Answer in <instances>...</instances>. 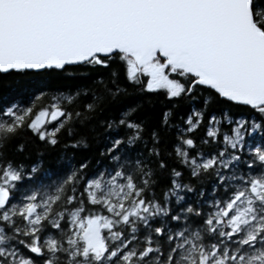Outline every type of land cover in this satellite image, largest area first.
<instances>
[{
	"label": "trees",
	"instance_id": "obj_1",
	"mask_svg": "<svg viewBox=\"0 0 264 264\" xmlns=\"http://www.w3.org/2000/svg\"><path fill=\"white\" fill-rule=\"evenodd\" d=\"M138 58L0 71V264H264V101L181 69L152 87Z\"/></svg>",
	"mask_w": 264,
	"mask_h": 264
},
{
	"label": "water",
	"instance_id": "obj_2",
	"mask_svg": "<svg viewBox=\"0 0 264 264\" xmlns=\"http://www.w3.org/2000/svg\"><path fill=\"white\" fill-rule=\"evenodd\" d=\"M250 2L0 0V71L79 64L122 48L139 57L160 50L175 64L187 55L207 75L199 82L224 96L262 102L264 33ZM5 199L0 191V204Z\"/></svg>",
	"mask_w": 264,
	"mask_h": 264
},
{
	"label": "rangeland",
	"instance_id": "obj_3",
	"mask_svg": "<svg viewBox=\"0 0 264 264\" xmlns=\"http://www.w3.org/2000/svg\"><path fill=\"white\" fill-rule=\"evenodd\" d=\"M154 57H155L154 52H148L144 56H140L138 58V65H135L134 67V71L142 70L147 72L149 76L148 84L152 87L164 85L166 87H170L173 91H177L178 87L172 84L163 74L164 68H169V70L181 69L183 71H190L195 73L197 76H200L201 78H206L207 76L206 74H203L200 70L194 68V65L190 62L187 55L180 56V61L177 62L176 64L170 62L169 58L167 57H163L162 59H160L157 56L158 60L155 59ZM55 117L56 115L54 113L48 115L41 114L36 118L35 126L39 127L46 119L52 120ZM241 135H242V131L240 129H237L228 138V141L234 145L236 143H240ZM195 163L198 164L199 166L209 165L211 163V160L198 159L195 160ZM77 226H78V231L84 234L87 245L92 249H96L99 238L98 230L101 226V221L98 218H88L77 222Z\"/></svg>",
	"mask_w": 264,
	"mask_h": 264
},
{
	"label": "flooded vegetation",
	"instance_id": "obj_4",
	"mask_svg": "<svg viewBox=\"0 0 264 264\" xmlns=\"http://www.w3.org/2000/svg\"><path fill=\"white\" fill-rule=\"evenodd\" d=\"M182 56V55H181Z\"/></svg>",
	"mask_w": 264,
	"mask_h": 264
}]
</instances>
